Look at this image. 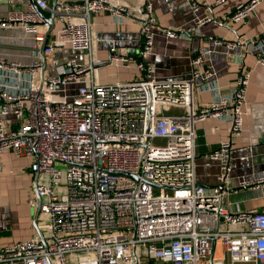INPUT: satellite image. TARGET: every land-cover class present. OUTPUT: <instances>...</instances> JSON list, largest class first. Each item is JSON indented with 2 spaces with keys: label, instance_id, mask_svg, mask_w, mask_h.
I'll return each instance as SVG.
<instances>
[{
  "label": "built area",
  "instance_id": "obj_1",
  "mask_svg": "<svg viewBox=\"0 0 264 264\" xmlns=\"http://www.w3.org/2000/svg\"><path fill=\"white\" fill-rule=\"evenodd\" d=\"M263 1L238 2L230 25L244 22ZM186 4L195 12L201 7L199 0ZM105 10L128 13L110 0H58L54 10L49 0H32L26 9L0 16V29L18 27L32 34L37 57L29 65L0 60V154L13 150L32 158L40 212L47 216L45 239L0 247V264H215L218 250L222 264L227 259L260 264L264 208L245 209L228 198L233 137L244 130L251 70L243 68L236 83L222 91L209 55L200 52L186 77L159 78L150 61L157 25L146 4L138 59L111 58L134 64L142 75L100 83L97 71L108 59H96L92 18ZM48 12H54L58 25L46 42L47 68L49 54L67 44L89 60L70 59L42 73ZM212 21L207 15L185 30L165 33L188 36ZM214 42L235 61L253 54L264 66V28L254 38ZM235 48L241 52L232 54ZM208 89L214 99L196 102L198 92ZM10 115L17 124L7 129L4 117ZM210 116L231 125V137L209 155L219 167L213 187L199 184L196 173V126ZM1 176L0 168V182ZM240 185L264 187V173Z\"/></svg>",
  "mask_w": 264,
  "mask_h": 264
},
{
  "label": "crops",
  "instance_id": "obj_2",
  "mask_svg": "<svg viewBox=\"0 0 264 264\" xmlns=\"http://www.w3.org/2000/svg\"><path fill=\"white\" fill-rule=\"evenodd\" d=\"M31 1L0 0V16L6 17L11 11L24 10ZM215 1L199 0L201 7L195 12L186 4V0H110L113 6H124L128 13L116 16L113 11L105 10L92 18L96 59H108L107 65L98 68L97 79L100 83H114L142 75L134 64L128 67L111 58L121 55L138 59L143 39L140 30L141 15L146 4L151 6L157 25L150 61L155 64L159 78L186 77L192 67V57L200 52L209 55L222 91H227L228 87L236 83L243 68L251 70L246 93L247 116L244 130L240 136L233 137L228 198L233 203H240L245 209H262L264 187H242L240 182L243 179L255 180L264 173V66L257 62V57L253 54L247 55L242 63L235 61L227 56L224 46H218L214 41L216 38L232 41L243 36L257 37L264 28V1L244 22L232 26L228 20L230 12L238 2L244 0H226L219 6H214ZM52 3L49 0L50 7ZM207 15L213 16L214 21L196 27L188 36H166V29L185 30L196 24L198 18ZM57 25L55 23V28ZM34 43L32 34L21 28L0 29V60L29 65L37 59L33 52ZM231 52L238 54L241 48H235ZM48 57L51 64L46 72H53L55 65L70 59L80 62L89 60L88 54L74 50L69 44ZM196 99L199 104L209 103L214 99V94L209 89L201 90ZM16 124L13 116L4 117L7 129L14 128ZM196 135L197 181L204 186H216L219 167L217 162L209 160V155L221 140L231 137V125L226 120L210 116L197 124ZM31 163L32 158L18 156L13 150L0 154V247L39 236L37 227L44 231L47 216L40 212L35 224L38 175L31 169ZM220 255L218 250L215 264H222ZM223 264L230 262L227 259ZM260 264H264V260Z\"/></svg>",
  "mask_w": 264,
  "mask_h": 264
},
{
  "label": "water",
  "instance_id": "obj_3",
  "mask_svg": "<svg viewBox=\"0 0 264 264\" xmlns=\"http://www.w3.org/2000/svg\"><path fill=\"white\" fill-rule=\"evenodd\" d=\"M57 1L58 0H53V3H52V6L51 8L54 10L56 5H57ZM54 18H55V14L54 12H51L50 15L48 17L45 16V19L46 21L49 23V30L47 31V34H46V38H45V41L44 43L42 44V47L40 49V53H41V59H42V73L44 74L46 68H47V56H46V53H45V46H46V42L48 40V37L50 35V33L52 32L53 28H54V25H55V22H54ZM37 194V192H36ZM41 203H42V199L41 197L37 194V204H36V214H35V224L37 223V220H38V217H39V214H40V211H41ZM37 230H38V233H39V236L43 239L44 238V235H43V232L41 229H39L37 227Z\"/></svg>",
  "mask_w": 264,
  "mask_h": 264
},
{
  "label": "rangeland",
  "instance_id": "obj_4",
  "mask_svg": "<svg viewBox=\"0 0 264 264\" xmlns=\"http://www.w3.org/2000/svg\"><path fill=\"white\" fill-rule=\"evenodd\" d=\"M69 86L71 87V89H73V88H74V87H73L74 85H69ZM59 167H61V168H62V167H65V165H60Z\"/></svg>",
  "mask_w": 264,
  "mask_h": 264
},
{
  "label": "trees",
  "instance_id": "obj_5",
  "mask_svg": "<svg viewBox=\"0 0 264 264\" xmlns=\"http://www.w3.org/2000/svg\"><path fill=\"white\" fill-rule=\"evenodd\" d=\"M145 264H152V262H147V263H145Z\"/></svg>",
  "mask_w": 264,
  "mask_h": 264
}]
</instances>
